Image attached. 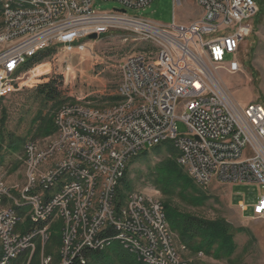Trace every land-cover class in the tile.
Segmentation results:
<instances>
[{
    "label": "built area",
    "instance_id": "1",
    "mask_svg": "<svg viewBox=\"0 0 264 264\" xmlns=\"http://www.w3.org/2000/svg\"><path fill=\"white\" fill-rule=\"evenodd\" d=\"M105 1L118 2L122 9L97 10L94 0H31V6L7 13L0 0V98L21 88L24 76L35 65L16 70V63L22 57L34 56L38 47L55 45L56 55H70L91 40L89 35L98 37L111 30L161 41V49L139 51L127 56L121 65L116 92L133 98L134 114L121 110L122 101L117 100L100 115H93L95 107L77 97L76 102L58 107L54 118L63 119V126L58 127L63 129L64 144L46 151L45 163L37 168L36 187H28L25 195L37 197L38 211L49 206V216H61L62 205L69 204L74 192H82L81 208L72 218L77 220V231H69L73 244L68 256H63V264H69L73 252H81L84 242H100L105 225L111 221H122V227L138 231L135 244L146 249L141 258L151 264H181L178 251L172 248L173 232L163 220L162 203L141 193L130 199L128 212H121L117 180L131 154L150 144L179 139V146H175L178 162L187 167V161H195L198 172L190 175L204 181L205 186L216 180L256 183L264 190V105L236 103L213 75L220 68L231 73L238 70L237 52L251 32L257 4L255 0H200L196 3L201 7L200 15L183 24L174 18L160 23L128 13V9L145 8L152 0ZM180 2L173 0L174 5ZM227 54L233 56L230 61L224 59ZM177 119L186 125V134H178ZM66 120H74L73 132L65 131ZM37 143L26 141L24 155L38 152ZM89 166L101 172L103 185H96L92 202L84 203L87 179L82 185H73V178L81 177V170H89ZM54 187H62V194H55L52 204H42L43 193H54ZM6 194H13V186L0 180L4 259L7 254H16L18 259L25 251L16 252V245L26 243L28 247L34 235L45 234V226L31 221L30 232L18 230L19 216L5 207ZM143 205H150V213H143ZM235 207L241 216L251 207L247 218L264 219V192L250 206L240 200ZM86 211H93V219H86ZM153 220H161L160 233H168L169 248L151 239L149 225ZM120 237V232L114 234V240ZM109 245H100V249ZM79 261L84 264L86 260L82 256Z\"/></svg>",
    "mask_w": 264,
    "mask_h": 264
},
{
    "label": "rangeland",
    "instance_id": "2",
    "mask_svg": "<svg viewBox=\"0 0 264 264\" xmlns=\"http://www.w3.org/2000/svg\"><path fill=\"white\" fill-rule=\"evenodd\" d=\"M255 1L258 10L251 20V32L237 52L238 70L231 73L225 68H220L213 71V75L236 103L246 104L254 101L264 105V0H258L260 4ZM94 8L109 11L122 9V6L115 1L94 0ZM128 13L160 23H168L174 18L176 22L184 24L196 19L201 13V7L194 0H181L176 5L173 0H152L145 8L128 9ZM83 43L84 46L77 48L70 55H56L55 49L51 56L35 64L34 70L30 69L31 72L24 76L25 82L20 89L0 98V180L5 184L16 189L25 183L26 170L22 148L26 141L37 140L40 149L56 137L55 131L48 135L37 134V113L40 111L45 118L53 117L54 121L58 108L49 109L52 103L44 104L41 101L34 90L36 85L49 79L61 80L62 97L72 99L73 102H76L75 97L81 98V101L88 105L104 108L115 102L109 97L117 94L121 65L125 58L139 51L155 49L154 45L138 35L121 30H111ZM232 58V54L224 57L225 61ZM73 102L66 100L64 103ZM175 124L178 134H186L187 128L182 120L177 119ZM169 156L164 148L159 153L149 150L146 155L132 162L127 177L129 190L121 202L126 201L130 193L148 194L162 205L169 202L181 213L209 220L223 218L233 227L243 229L234 234L236 249L233 254L226 258H215L203 251L189 249L181 241L178 232L170 228L174 235L173 248L178 251L181 264H264V219L247 218L252 214L251 207H248L242 216L235 207L240 200L250 206L259 199L264 190L256 183L216 180L208 187L202 188L183 167L185 175L193 184V189L182 191L180 187H175L171 194H163L157 186L154 167ZM199 195H205L207 199L194 201ZM62 226L58 216H53L46 228L48 238L39 240L36 237L34 248L26 252V256L16 264H61L63 256H66L61 240ZM117 245H120L118 241H113L111 247ZM182 245L185 249H181ZM16 260L17 258L14 262ZM89 264L94 263L90 261Z\"/></svg>",
    "mask_w": 264,
    "mask_h": 264
},
{
    "label": "bare ground",
    "instance_id": "3",
    "mask_svg": "<svg viewBox=\"0 0 264 264\" xmlns=\"http://www.w3.org/2000/svg\"><path fill=\"white\" fill-rule=\"evenodd\" d=\"M196 3H200V0H194ZM31 6V0H16V2H11V0H3V7H6L7 13H16L20 7H28ZM140 37V34H136ZM141 38L145 39L152 45L154 51L157 49H161V41L153 38V36H141ZM142 40V39H141ZM47 47L50 46H42L35 49V54ZM33 56H25L22 57V61H17L16 70H18L27 59ZM119 99L117 101L121 102V110H127V114H134V105L133 98H126V94L123 92H117ZM104 108H111L110 106H106ZM103 114V108H93V115ZM55 133L56 137L54 140H51L46 147L38 148L37 143V151L36 153H27V156L24 155L23 150V165L25 168V183L23 186L16 188L13 187V194L4 195V203L5 207L9 211H13L18 214L16 208H25L23 215L18 214L20 223L24 217H28L30 221L39 222V223H47L45 224V234L46 228L53 216L51 215V208L49 206H42L38 211V199L36 196L25 195L28 191V187H36L37 180L39 178V163H45L46 161V151H55L59 149L62 144H64V134L63 129H60L58 126H63V119H55ZM65 131L73 132L74 131V120H66L65 121ZM161 142V141H160ZM174 147L179 146V139H171ZM156 144H150L141 148L139 152L150 149ZM177 149V147H175ZM178 151V149H177ZM138 152V153H139ZM136 154H131L130 157L125 159V166L121 171V176H119L117 180V187H119L120 180L122 179L126 166L130 159ZM178 162V155H177ZM180 164V162H178ZM188 173V175L202 188H206L205 182L198 180L197 177L190 175V172H198V164L195 161H187V167H184ZM84 179L86 180L85 190L83 191V199L84 203H91L92 197L96 195V185H103V176L101 172H96V166H89V170H81V177L73 178V185H82L84 184ZM119 189V188H118ZM55 194H62V187H54L53 192H44L42 195V204H52L55 201ZM133 196H140L138 193H130L126 197V201L121 202L117 196V202L120 204L121 212H128V203H130V199H133ZM82 202V192H74L72 196V200L69 201L68 205H62L61 208V216H58L61 223L63 224L62 229V240L64 243L63 250L68 256L69 250H71V246L73 244V234H69V231H77V220H72V218L76 217V209L81 208ZM37 212V213H33ZM143 213H150V205H143ZM86 219H93V211H86ZM163 220L166 225H169L165 213H163ZM48 221V222H47ZM109 228L113 229V233L110 235L101 238L100 242L98 241H87L81 245V248L84 246L92 247V248H100V245H108L110 242L118 241L120 245L130 253L136 255V257L145 264H151V261L146 258H141L140 256H146V249H141V246L136 245L135 241H138V231L131 230L127 227H122V221H111L105 225V231ZM161 230V220H153V225H149V233H151L152 240H159L160 246L162 248H169V239L168 233H160ZM28 232V231H27ZM30 232V231H29ZM120 232V240H114V234ZM36 234L33 236V243L29 244L26 247V243H19L16 245V252H28L34 248L35 238L38 237L39 240H46L48 234ZM1 246V256H0V264H11L9 262H14L17 258L16 254H7L6 259H4V248L2 239H0ZM172 248H173V238H172ZM174 249V248H173ZM175 251V250H174ZM78 252H73V256ZM49 259L46 260L48 262ZM63 264V261L62 263Z\"/></svg>",
    "mask_w": 264,
    "mask_h": 264
},
{
    "label": "trees",
    "instance_id": "4",
    "mask_svg": "<svg viewBox=\"0 0 264 264\" xmlns=\"http://www.w3.org/2000/svg\"><path fill=\"white\" fill-rule=\"evenodd\" d=\"M258 3L260 4V1H258ZM55 49L56 46L53 45L37 52L33 57L27 59V61L18 70H26L33 65L42 62L44 59L51 56ZM60 87L61 80L57 81V79H49L44 83L36 85L34 90L44 104L52 103L49 109H57L66 100H71L73 102L72 99H66L61 96ZM109 99L111 101H116L119 99V96L115 94L114 96L109 97ZM35 121L39 122L37 127L38 135H48L55 131L53 117L45 118V116L43 117L39 111L35 116ZM12 147L14 149L16 148L15 146ZM163 148L167 153H169L170 158H163L154 167L156 176L155 180L158 188L161 189L163 194H171L175 187H180L182 191L189 188L193 189L191 180L185 175L183 167L177 162V149L170 140H166L161 141L150 149H145L139 152L130 159L126 166L124 175L120 180L119 189L117 188V196L119 200H124L126 191L129 190L130 185L127 177L130 164L136 159L146 155L149 150H152L154 153H159ZM205 199H207V196L199 195V197L195 198L194 201L199 202L200 200L204 201ZM163 208L170 228L178 232L181 241L185 243L189 249L193 251H203L206 255H211L215 258L229 257L235 251L236 244L234 241V234L235 232L243 231L242 228L233 227V225L223 218L209 220L181 213L169 202L163 203ZM16 210L18 214L23 215L25 208H16ZM35 223L39 226H45V224H47L44 222ZM31 225L32 224L29 218L24 217V219L18 223L17 229L22 232H29L31 230ZM111 233H113V229L109 228L105 231V233H103V235H101V238L106 237ZM110 243L112 244V242ZM26 254L27 253L24 252L20 255L13 264H16L20 261V259H23ZM82 256L86 260L84 264H89L90 261L94 264H145L134 254L125 250L121 245H117L116 247H111L110 245L105 249L84 246L81 248V252H78L73 256V259L69 262V264H82L79 261L82 260Z\"/></svg>",
    "mask_w": 264,
    "mask_h": 264
},
{
    "label": "water",
    "instance_id": "5",
    "mask_svg": "<svg viewBox=\"0 0 264 264\" xmlns=\"http://www.w3.org/2000/svg\"><path fill=\"white\" fill-rule=\"evenodd\" d=\"M89 39H96L97 38V35L96 34H91L88 36Z\"/></svg>",
    "mask_w": 264,
    "mask_h": 264
}]
</instances>
